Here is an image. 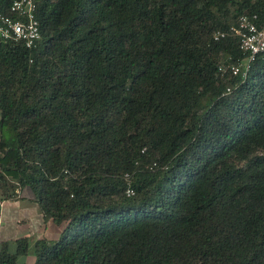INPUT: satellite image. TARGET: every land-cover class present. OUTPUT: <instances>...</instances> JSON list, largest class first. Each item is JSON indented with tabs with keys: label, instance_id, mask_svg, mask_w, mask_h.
<instances>
[{
	"label": "trees",
	"instance_id": "obj_1",
	"mask_svg": "<svg viewBox=\"0 0 264 264\" xmlns=\"http://www.w3.org/2000/svg\"><path fill=\"white\" fill-rule=\"evenodd\" d=\"M38 5L36 46L0 45V215L28 189L60 228L34 264H264V53L227 68L264 0Z\"/></svg>",
	"mask_w": 264,
	"mask_h": 264
},
{
	"label": "built area",
	"instance_id": "obj_2",
	"mask_svg": "<svg viewBox=\"0 0 264 264\" xmlns=\"http://www.w3.org/2000/svg\"><path fill=\"white\" fill-rule=\"evenodd\" d=\"M38 7V0H11L7 11L0 7V45L22 42L28 48L36 46L42 37ZM257 19V15H242L238 23L231 27V32L240 38L242 51L247 54L243 62L227 67L235 75L245 77L251 63L264 53V24L258 25ZM127 194H134V190L128 189Z\"/></svg>",
	"mask_w": 264,
	"mask_h": 264
},
{
	"label": "crops",
	"instance_id": "obj_3",
	"mask_svg": "<svg viewBox=\"0 0 264 264\" xmlns=\"http://www.w3.org/2000/svg\"><path fill=\"white\" fill-rule=\"evenodd\" d=\"M21 197L16 201L4 200L1 203L0 215V244L15 243L20 238L27 237L31 241L28 254L19 257L17 264H28L25 258L29 257L36 261L34 252L35 242L38 239H52L53 228H58L51 220H46L40 211L38 204L34 201L33 193L24 189L20 192ZM28 204L22 211V203ZM32 210L29 212V210ZM22 234V235H21ZM42 237H41V236ZM40 236V237H38ZM14 245V244H13ZM14 248V246H12ZM24 257L25 260H20ZM26 261V262H25Z\"/></svg>",
	"mask_w": 264,
	"mask_h": 264
},
{
	"label": "rangeland",
	"instance_id": "obj_4",
	"mask_svg": "<svg viewBox=\"0 0 264 264\" xmlns=\"http://www.w3.org/2000/svg\"><path fill=\"white\" fill-rule=\"evenodd\" d=\"M26 206H28V204H26L25 202H23L22 203V211H23V209L25 210V208H26ZM32 210L30 209L29 210V212H31ZM24 212V211H23ZM53 236H54V238H52V239H56L58 236H59V233H60V230L58 229V228H53ZM22 235V234H21ZM41 236V235H40ZM40 236H38V237H40ZM42 237V236H41ZM29 257H31V256H29ZM29 257H27V258H25L26 260H27V263L28 264H32L33 263V260L31 259V258H29ZM24 259V257H22L20 260H25ZM26 262V261H25ZM21 264H22V262H21Z\"/></svg>",
	"mask_w": 264,
	"mask_h": 264
}]
</instances>
